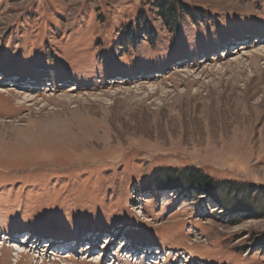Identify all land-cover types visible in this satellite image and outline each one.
<instances>
[{
	"label": "rangeland",
	"instance_id": "374dc122",
	"mask_svg": "<svg viewBox=\"0 0 264 264\" xmlns=\"http://www.w3.org/2000/svg\"><path fill=\"white\" fill-rule=\"evenodd\" d=\"M113 263L264 264V0H0V264Z\"/></svg>",
	"mask_w": 264,
	"mask_h": 264
},
{
	"label": "trees",
	"instance_id": "16d2710c",
	"mask_svg": "<svg viewBox=\"0 0 264 264\" xmlns=\"http://www.w3.org/2000/svg\"><path fill=\"white\" fill-rule=\"evenodd\" d=\"M170 172L173 173V171H169L168 174H170ZM190 172L198 173V171H194V170H191ZM188 174H191V173H188ZM183 175H184V173H183ZM198 176L199 177L196 180L184 179V181H181V185L185 186V185L189 184V186L193 187V188H201V187L202 188H207L209 186H212L213 189L216 188V187H213L216 184H213L212 182H210V179H208L206 176H204L201 173H198ZM222 204L225 206V202L224 203L222 202Z\"/></svg>",
	"mask_w": 264,
	"mask_h": 264
},
{
	"label": "bare ground",
	"instance_id": "6f19581e",
	"mask_svg": "<svg viewBox=\"0 0 264 264\" xmlns=\"http://www.w3.org/2000/svg\"><path fill=\"white\" fill-rule=\"evenodd\" d=\"M24 237H25V236H24ZM28 237H29V236L26 237V239H25L24 242L27 243V241H28ZM24 242H23V245H26ZM51 244H52V243H51ZM27 246H28V244H27ZM44 246H45V247L47 246V247L50 248L52 245H50V243H46ZM107 246H108V245H107ZM37 247H38V246L36 245V247H34V248L37 249ZM23 249H24V248H21V250H23ZM157 252H158V251H157ZM157 252H153V254H154V253L156 254ZM159 252H160V254H161V253H162V250H160ZM145 253H146V252H145ZM146 254H147V253H146ZM57 255H59V254H57ZM144 255H145V254H143V255H141V256L143 257ZM156 255H157V254H156ZM101 256H102V257H101ZM141 256H140V257H141ZM99 257H101L100 260L103 259V254L100 253V256H99ZM138 257H139V256H138ZM137 259H138V258H137ZM114 263H115V261H114ZM114 263H113V264H114ZM155 263H156V262H155ZM147 264H148V263H147ZM149 264H150V263H149Z\"/></svg>",
	"mask_w": 264,
	"mask_h": 264
}]
</instances>
